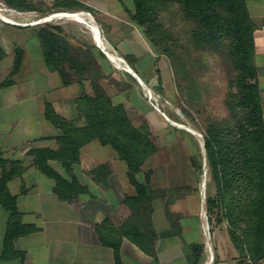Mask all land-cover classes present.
I'll return each mask as SVG.
<instances>
[{
	"label": "rangeland",
	"instance_id": "rangeland-1",
	"mask_svg": "<svg viewBox=\"0 0 264 264\" xmlns=\"http://www.w3.org/2000/svg\"><path fill=\"white\" fill-rule=\"evenodd\" d=\"M22 1L27 6L25 9L11 7L0 0V87L35 93L33 103L38 113H45L48 101L58 113L77 125L85 122L76 102L84 93H103L114 104L127 105L129 119L137 127L145 125L157 147L136 175L143 181L144 172L153 170L154 211L167 206L174 218L178 217L176 221H180L181 227L184 218L202 215L201 184L207 186L210 181L209 168L204 167L202 137L214 124L235 128L237 119L244 115L232 99V95L240 92L237 83L240 69L230 52L229 38L218 37L209 43L200 40L196 35L197 21L185 16L177 2L159 7L157 27L146 33L145 28L131 19L130 13L134 10L131 0H77L87 6L86 10L68 5L70 0ZM52 25L63 28L65 36L58 34L69 43L74 57L87 65L84 73L65 65L69 84L44 59L38 33L41 28ZM92 25L98 34L91 29ZM123 25L135 29L139 40L157 58V80L149 86L148 94L157 98L154 103L180 127L167 122L152 105L143 86L136 92L134 85L124 79L125 72L135 76L114 37V33H122ZM254 54L255 49L253 60ZM19 55L20 64L15 70ZM150 109L157 114H148ZM96 145L98 142H93L82 149V164H95L92 150ZM201 161L203 170L200 171L197 167ZM133 189L135 192L134 186Z\"/></svg>",
	"mask_w": 264,
	"mask_h": 264
},
{
	"label": "trees",
	"instance_id": "trees-1",
	"mask_svg": "<svg viewBox=\"0 0 264 264\" xmlns=\"http://www.w3.org/2000/svg\"><path fill=\"white\" fill-rule=\"evenodd\" d=\"M11 7L25 9L22 0H5ZM123 2V0H119ZM134 10L131 19L149 33L157 27L156 10L177 2L185 16L198 23L196 35L200 40L213 42L227 36L230 52L235 56L240 69L238 76L239 93L232 99L240 106L244 115L237 119L235 128L214 124L204 135L207 166L210 181L206 190V213L210 226L225 223L236 248L251 260L252 264L264 261V113L257 68L253 60L255 49L254 22L249 14L246 0H131ZM76 9H87L77 0H70ZM31 8V7H30ZM126 8V7H125ZM127 9V8H126ZM63 28L58 25L40 29L38 37L46 63L56 69L63 82L69 84L65 65L84 73L85 63L74 57ZM122 56V55H121ZM135 71L131 56H122ZM21 56L16 60L18 69ZM77 104L85 122L77 125L56 111L51 102L45 103V118L60 130L56 137L58 147L32 148L28 155L32 164L48 178L54 180V192L62 200H71L75 195L88 190L74 173L80 163L82 148L97 139L104 146H111L128 168V178L135 192L126 195L123 206L126 218L115 225L107 217L96 225V233L102 245L114 252L115 264H124L121 256L123 240L129 239L141 250L156 256L155 241L182 232L181 224L165 206L166 217L171 229L157 233L153 227L154 189L151 186L153 170L144 172L143 181L136 175L142 171L145 160L156 152L157 147L145 125L135 126L129 119L122 104H114L103 93L82 94ZM237 118V117H236ZM57 161L64 168L67 177L60 174L50 161ZM105 165L98 166L102 169ZM203 170V161L197 167ZM26 167L22 160L6 158L0 152V205L9 213L3 239V259L15 257L24 259V253L15 250L14 244L20 237L38 231L33 224L22 220L17 206V197L12 194L9 182L21 176ZM25 192V189L22 190ZM176 221V223H175ZM175 228V229H174ZM190 264H199L203 244L188 246Z\"/></svg>",
	"mask_w": 264,
	"mask_h": 264
},
{
	"label": "crops",
	"instance_id": "crops-1",
	"mask_svg": "<svg viewBox=\"0 0 264 264\" xmlns=\"http://www.w3.org/2000/svg\"><path fill=\"white\" fill-rule=\"evenodd\" d=\"M246 3L255 24L254 63L264 110V0H246ZM91 29L98 34L93 25ZM121 31V34L114 33L117 45L123 56L136 58L134 67L137 71H134L135 77L127 72L123 77L134 85L136 92L143 86L148 94L149 86L157 80L159 62L148 46L139 40L135 29L123 25ZM113 32L114 29H111L110 33ZM34 98L35 93L30 91L22 93L19 88L0 87V152L6 158L22 160L26 167L21 176L9 182V188L17 197L23 222L38 228V231L15 241V250L24 253L23 260L17 257L3 259V239L9 213L0 205V264H115L113 250L102 245L95 227L107 217L115 225H120L127 216L123 201L126 195L134 194L127 165L111 146H104L97 139L91 141L83 148L98 142L92 150L95 164H82L81 150L80 163L74 168L75 175L82 184L87 185L88 190L71 200L60 199L54 192V180L41 173L27 154L32 148L56 149V137L60 135L59 129L45 118L44 111L37 112ZM139 100L143 101L141 97ZM124 106L129 112L127 105ZM146 107L149 108L148 105ZM147 113L157 114L152 109ZM162 116L176 125L167 114ZM50 164L65 175L60 163L51 160ZM101 165L106 167L97 169ZM78 166H81L80 170ZM13 187H16L15 190ZM202 187L201 184V190ZM23 189L25 192H22ZM200 209L202 215L199 217L196 215L181 221L180 234L155 241L156 256L147 254L125 238L121 246L124 264H190L188 254L191 250L188 246L192 243L204 245L199 264H252L233 244L227 225L210 226L203 203ZM152 222L157 233L170 227L164 209L156 208ZM207 226L210 239L204 233ZM260 264H264V261Z\"/></svg>",
	"mask_w": 264,
	"mask_h": 264
},
{
	"label": "water",
	"instance_id": "water-1",
	"mask_svg": "<svg viewBox=\"0 0 264 264\" xmlns=\"http://www.w3.org/2000/svg\"><path fill=\"white\" fill-rule=\"evenodd\" d=\"M135 75H136V73H135ZM139 80H140V82H142L141 81V79L140 78H138ZM202 142H201V148H202V151H203V154H204V167H207L208 168V166H207V160H206V150H205V147H204V138L202 137ZM205 187H206V183H204V185H203V193H202V196H203V207H204V210H205V212H206V192H205ZM209 239H210V236H209Z\"/></svg>",
	"mask_w": 264,
	"mask_h": 264
},
{
	"label": "built area",
	"instance_id": "built-area-1",
	"mask_svg": "<svg viewBox=\"0 0 264 264\" xmlns=\"http://www.w3.org/2000/svg\"><path fill=\"white\" fill-rule=\"evenodd\" d=\"M153 94H154V92H153ZM148 97L150 98V100H151V103H152V105L162 114V115H165L166 116V113L164 112V111H162L161 110V108L157 105V104H155L154 102L155 101H157V98L155 97V96H153V97H151L149 94H148ZM204 233H205V235L207 236V234H208V238H209V236H210V231H209V227L207 226V230L205 229L204 230Z\"/></svg>",
	"mask_w": 264,
	"mask_h": 264
},
{
	"label": "bare ground",
	"instance_id": "bare-ground-1",
	"mask_svg": "<svg viewBox=\"0 0 264 264\" xmlns=\"http://www.w3.org/2000/svg\"><path fill=\"white\" fill-rule=\"evenodd\" d=\"M8 20H9V19H8ZM9 21H11V20H9ZM11 22H12V21H11ZM114 57L117 58L118 60H120L121 62L125 63V62L123 61V59H121L120 57L115 56V55H114ZM130 70H131V73H132L133 75H135L134 71H133L131 68H130ZM205 175H207V173H205Z\"/></svg>",
	"mask_w": 264,
	"mask_h": 264
}]
</instances>
